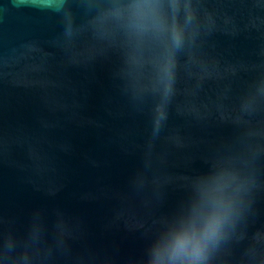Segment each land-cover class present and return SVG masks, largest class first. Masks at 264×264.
Listing matches in <instances>:
<instances>
[{"label":"water","instance_id":"1","mask_svg":"<svg viewBox=\"0 0 264 264\" xmlns=\"http://www.w3.org/2000/svg\"><path fill=\"white\" fill-rule=\"evenodd\" d=\"M111 0H0V264H147L218 162L251 179L211 264H264V0H181L166 86Z\"/></svg>","mask_w":264,"mask_h":264},{"label":"clouds","instance_id":"2","mask_svg":"<svg viewBox=\"0 0 264 264\" xmlns=\"http://www.w3.org/2000/svg\"><path fill=\"white\" fill-rule=\"evenodd\" d=\"M58 4L63 0H56ZM181 0H111L98 17L102 29L118 27L130 49L129 62L140 67L148 49L157 82L166 86L171 75L172 53L186 37L190 14L178 20ZM251 179L233 161L218 162L192 185L188 203L166 222L152 243L147 264H211L213 253L239 219Z\"/></svg>","mask_w":264,"mask_h":264}]
</instances>
